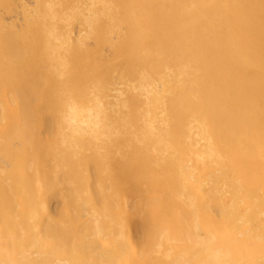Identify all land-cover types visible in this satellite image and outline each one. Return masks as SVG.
<instances>
[{"label":"bare ground","instance_id":"bare-ground-1","mask_svg":"<svg viewBox=\"0 0 264 264\" xmlns=\"http://www.w3.org/2000/svg\"><path fill=\"white\" fill-rule=\"evenodd\" d=\"M0 264H264V0H0Z\"/></svg>","mask_w":264,"mask_h":264},{"label":"rangeland","instance_id":"rangeland-1","mask_svg":"<svg viewBox=\"0 0 264 264\" xmlns=\"http://www.w3.org/2000/svg\"><path fill=\"white\" fill-rule=\"evenodd\" d=\"M4 13L6 14V11L3 10V11L1 12V14L4 15ZM13 14L16 15L17 13H16V12H13ZM3 15H2V16H3ZM2 16H1V18H2L3 20H4V17H5V20H6V19L8 20V21H7V20H6V21L4 20L5 22H7V23H11L12 20H13V23L16 24V20H15L14 16H13V18H9V17H8V14L5 15V16H3V17H2ZM6 17H7V18H6ZM15 17H17V16H15ZM16 19H17V18H16ZM9 20H11V22H9ZM14 20H15V21H14ZM18 22H19V21L17 20V24H18ZM42 126H43V125H42ZM44 128H45L46 130H45ZM42 129H44V131H45V133L43 134V137H44V136H46V137L48 136L46 139H48V138H49V139H50V138H53V137L56 135V128H50V129H47L46 126H45V127L43 126ZM43 139L45 140V137H44ZM61 198H62V197L59 196V197H57L56 199H53V200H52V205H53V213H52V214H53L54 218H56V219H59V218L61 217V215H62V214H61V211L63 210V207H64V205H62V204H64V203H62V202H63V199H61ZM132 212H133V211H132ZM132 212H131V213H132ZM132 215H133V216H132ZM132 215H131V216H132V219H131V220H133V221H135V222H138V221H139L140 223H142V221H140L141 219H140L139 217H138L139 219L137 218V221H136V217H137V216L134 215L133 213H132ZM134 217H135V218H134ZM134 219H135V220H134ZM139 222L137 223L138 225L135 224L134 226H132V225L130 226V228L132 227V228L130 229V231H131V234H132V236H133V238H134L133 241L136 242L135 244H136V246H138V247H140V245L142 244V242H143V240H144V239H143L144 237H142V236L144 235V234H142V233L144 232V229H142L143 227H142V228L140 227V223H139ZM136 226H138V227H136ZM141 226H142V225H141Z\"/></svg>","mask_w":264,"mask_h":264}]
</instances>
